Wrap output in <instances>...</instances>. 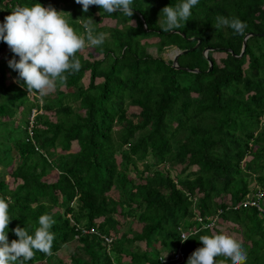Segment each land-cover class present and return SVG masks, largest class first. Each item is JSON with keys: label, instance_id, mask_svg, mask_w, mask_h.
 <instances>
[{"label": "trees", "instance_id": "obj_1", "mask_svg": "<svg viewBox=\"0 0 264 264\" xmlns=\"http://www.w3.org/2000/svg\"><path fill=\"white\" fill-rule=\"evenodd\" d=\"M181 2L133 0L128 17L98 6L84 13L75 0H0L5 16L40 3L61 12L78 35L86 36L88 18L93 35H105L102 45L77 52L80 70L65 73L66 83L57 81L43 98L29 95L10 67L14 80L6 82L5 60L14 54L0 51V119L9 124L0 136V167H8L13 182L8 187L0 178L8 240L18 239L17 226L34 235L43 214L55 220L52 255L36 251L24 264H163L159 258L171 259L177 248L179 264H187L203 246L200 236L219 233L242 244L246 264H264V215L231 208L249 193L250 181L264 189V0H199L181 28L164 32L161 10ZM217 17L247 24L244 35L252 34L240 56L244 35L215 28ZM103 19L113 25L100 24ZM195 43L178 54V67L161 55ZM14 120L22 121L21 134ZM111 188L116 198L107 193ZM213 215L235 232L205 226L204 216ZM68 243L62 259L57 253Z\"/></svg>", "mask_w": 264, "mask_h": 264}, {"label": "clouds", "instance_id": "obj_2", "mask_svg": "<svg viewBox=\"0 0 264 264\" xmlns=\"http://www.w3.org/2000/svg\"><path fill=\"white\" fill-rule=\"evenodd\" d=\"M132 2L133 0H75V3L82 6L84 13L89 11L90 6H98L107 13L118 11L128 17L133 15ZM198 3L199 0H182L175 7H164L161 10L165 17L161 25L162 30L170 32L181 28L189 20L192 8ZM91 23L92 19L88 18V22L83 25L86 36L78 35L61 12L52 6L44 7L40 3L32 7H17L4 18V22L0 23V41L6 43L14 54L8 62L9 67L18 73L19 80L24 82L29 95L38 93L43 98L52 93L56 89L57 81L66 83L65 73L80 70L81 63L76 57L78 51L89 45L100 46L104 43V33L94 36ZM221 27H230L234 34L244 35L247 24L239 18L217 17L215 28ZM32 110L29 116L31 114L33 116L35 110ZM32 116L29 118L27 135H31ZM256 188L260 187L253 186L241 199ZM8 207V202L0 198V264H17V261L24 264L34 257L36 251L52 255L51 249L55 238L54 233L50 232L55 223L52 216L43 214L39 217V227L36 228L34 235H30L26 228L17 226L13 231L18 239L9 242L8 226L11 218ZM257 213L261 216L258 211ZM197 217L199 216H195L194 219ZM214 217V224L217 220L216 215L204 216V219ZM199 218L200 220H196L202 222V218ZM207 224L208 222L205 226L213 225ZM83 232L91 231L83 229ZM105 238H109V241L104 242L108 244L111 238L109 236ZM188 239L185 234L183 241ZM199 241L203 246L190 255L187 264H217V257L224 258L221 264H228L229 261L230 264H246L247 253L242 244L227 234L203 235L199 237Z\"/></svg>", "mask_w": 264, "mask_h": 264}, {"label": "rangeland", "instance_id": "obj_3", "mask_svg": "<svg viewBox=\"0 0 264 264\" xmlns=\"http://www.w3.org/2000/svg\"><path fill=\"white\" fill-rule=\"evenodd\" d=\"M5 13H6V11L3 9V8H1L0 9V23H3L4 22V18L6 17L5 16ZM100 24H108V25H113V20H110V19H103L102 20V22H100ZM194 46V45H193ZM192 46V47H193ZM192 47H190V48H192ZM8 48V46H3L1 49H0V51H2V50H4V49H7ZM184 50V49H183ZM90 51V47H88V46H86L84 49H82L80 52L81 53H83L84 55L86 54V52H89ZM94 53V52H93ZM174 53L175 52H168L167 50H164V51H162V53H161V55L163 56V57H167V58H169V57H173V55H174ZM223 55V53H221V52H214L213 53V56L215 57V58H218L219 56H222ZM101 56V54H93V58L94 59H97V58H99ZM9 60H11V59H6L5 60V62H6V65H7V67H6V69H5V76H6V82H10V81H13L14 79L11 77V75H10V70H9V64H8V62H9ZM82 80H83V82L84 83H86L87 82V79H86V76H84L83 78H82ZM0 96H1V94H0ZM33 111V110H32ZM137 110L136 109H134V112H136ZM31 116H32V114L29 116V118H31ZM2 118V117H1ZM17 124L18 125V129H17V133H19V134H21V131H22V126H23V124H21L22 123V121H13V124ZM13 126H15V125H13ZM8 127H9V124H8V121H6V120H2V119H0V136H2V135H4L5 133H6V131H7V129H8ZM15 134V133H14ZM13 133L11 134V136H10V139H9V143L10 144H12V141H13ZM1 140V139H0ZM78 148V145L76 144V142L75 141H73L72 142V146H71V150L72 151H74V150H76ZM249 157L247 156V157H245V159H248ZM4 163L6 162V161H3ZM194 167H190V169H193ZM7 170H8V167H6V168H1L0 167V178L1 179H3L6 183H7V186L8 187H12L13 186V182H12V178L11 177H9L8 175H7ZM6 171V172H5ZM49 176H51V177H55V173L54 172H51L50 174H49ZM50 179H52V178H50ZM254 186V182L253 181H250L249 182V187H251V189H252V187ZM108 194H109V196H111V197H113V198H116L117 197V193H116V191L114 190V188H111L108 192H107ZM226 198V197H225ZM119 218V220L121 221V222H126V221H128L129 220V218H120V217H118ZM132 223V222H131ZM215 226H217V227H220L221 225L222 226H224V228H227V232H229L228 230H230V232L229 233H234L235 232V230H233L232 228H231V224L229 225V224H226V223H221V221H219V219L215 222V224H214ZM133 229H137L138 227H139V224L138 223H136V222H133L131 225H130ZM118 229H119V231H121V230H125L126 229V225L125 224H123V225H120L119 227H118ZM223 231V230H222ZM226 233V232H225ZM227 234V233H226ZM128 235H130V234H128ZM229 235V234H228ZM230 236V235H229ZM236 237H239V235L237 234L236 235ZM73 246V243H68L67 244V246H66V248L65 249H63V251H59L58 253H57V256H60L62 259H65L66 258V254H67V252L71 249V247ZM157 248H158V244H157ZM36 264H38V263H36ZM39 264H41V263H39ZM42 264H46L45 262L44 263H42Z\"/></svg>", "mask_w": 264, "mask_h": 264}, {"label": "built area", "instance_id": "obj_4", "mask_svg": "<svg viewBox=\"0 0 264 264\" xmlns=\"http://www.w3.org/2000/svg\"><path fill=\"white\" fill-rule=\"evenodd\" d=\"M263 201H264V189L256 188L251 194L246 195L237 204L232 205V208L237 209L239 207H243V208L251 207L256 209V211H258L261 215H264ZM196 219L200 220L199 217H197ZM214 220L215 217L208 219L207 225L213 224ZM90 231H92V229H90ZM183 237H185V233L181 232L180 239H183ZM105 241H109V238H105ZM182 255H183L182 252L179 250V248H177L174 252H172L171 259L165 257V258H159V261L164 264L165 262H170V260H172V264H178L182 261Z\"/></svg>", "mask_w": 264, "mask_h": 264}, {"label": "water", "instance_id": "obj_5", "mask_svg": "<svg viewBox=\"0 0 264 264\" xmlns=\"http://www.w3.org/2000/svg\"><path fill=\"white\" fill-rule=\"evenodd\" d=\"M251 34H252V33H246V34L244 35V37H243V39H242L241 50H240L239 55H237V56H240V55H241V53H242V49H243L244 44H245V39H246L247 36H249V35H251ZM196 46H197V43H195L194 46H193L192 48H188V49H184V50H181V51H177V52H175L174 55H173V57H172V66H174V67H178V66L176 65V57L178 56V54H180V53H185L186 51H191V50H192L194 47H196ZM208 49H209V47H205V48H203V50H202V54H203L204 57H206V52H207ZM207 63H208V70H209L210 67H211V63H210L208 60H207ZM187 70H189V71H196V69H187Z\"/></svg>", "mask_w": 264, "mask_h": 264}]
</instances>
